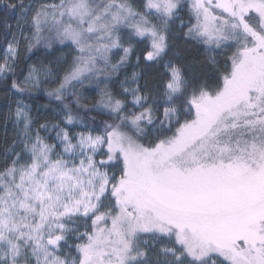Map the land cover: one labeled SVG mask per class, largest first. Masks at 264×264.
I'll list each match as a JSON object with an SVG mask.
<instances>
[{
  "label": "snow or ice",
  "instance_id": "6c2138e0",
  "mask_svg": "<svg viewBox=\"0 0 264 264\" xmlns=\"http://www.w3.org/2000/svg\"><path fill=\"white\" fill-rule=\"evenodd\" d=\"M0 264H264V0H0Z\"/></svg>",
  "mask_w": 264,
  "mask_h": 264
},
{
  "label": "trees",
  "instance_id": "16d2710c",
  "mask_svg": "<svg viewBox=\"0 0 264 264\" xmlns=\"http://www.w3.org/2000/svg\"><path fill=\"white\" fill-rule=\"evenodd\" d=\"M4 103V101H3V99L2 98H0V104H3ZM3 132V127L2 126H0V133H2Z\"/></svg>",
  "mask_w": 264,
  "mask_h": 264
}]
</instances>
